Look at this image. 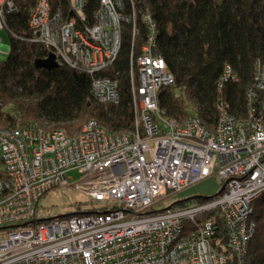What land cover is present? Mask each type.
Returning <instances> with one entry per match:
<instances>
[{
  "label": "built area",
  "instance_id": "built-area-1",
  "mask_svg": "<svg viewBox=\"0 0 264 264\" xmlns=\"http://www.w3.org/2000/svg\"><path fill=\"white\" fill-rule=\"evenodd\" d=\"M126 1L67 0V16L37 0L29 20L30 43L59 66L93 75L91 92L101 103H119L116 81L99 74L122 48L123 23L136 32L135 12L129 20L122 11ZM17 11L14 0H0V43ZM145 20L151 35L137 63L138 84L131 71V132L111 134L95 120L71 134L43 122L0 128V264H228L213 245L215 222L206 218L214 209L228 234L224 249L244 262L257 226L253 204L264 193V66L254 80L263 98L257 102L250 90L245 118L221 105L214 129L198 116L178 122L159 109L160 88L174 77L154 52V25ZM231 73L228 67L224 79ZM73 170L82 175L75 188L106 212L33 224L41 199L69 186ZM212 174L223 182L218 198L155 211Z\"/></svg>",
  "mask_w": 264,
  "mask_h": 264
},
{
  "label": "trees",
  "instance_id": "trees-1",
  "mask_svg": "<svg viewBox=\"0 0 264 264\" xmlns=\"http://www.w3.org/2000/svg\"><path fill=\"white\" fill-rule=\"evenodd\" d=\"M14 1L18 11L9 15L7 27L10 52L0 60L2 129L43 122L71 134L82 129L85 121L95 120L111 134L131 132L135 119L131 71L133 68L138 84L137 63L151 35L145 17L154 25V52L164 59L167 73L174 77V83L160 88L158 93L159 109L169 118L182 122L189 116H198L214 129L221 105L240 120L250 110V90L255 91L258 100L263 98L254 80L258 65L264 66V0H127L122 11L129 20L135 12L136 32L132 22L123 23L122 48L113 64L99 74L116 81L119 103L115 104L95 100L91 92L93 75L81 69L36 68V61L47 54L41 44L29 41V20L37 0ZM50 3L53 12L63 9L70 15L67 0ZM88 6L98 9L95 2ZM228 67L233 77L225 80ZM218 196L189 199L172 207L187 206L195 200L210 202ZM92 205L90 210L60 218L97 215L108 209L98 203ZM253 209L257 226L244 262L224 249L228 234L219 211L214 209L206 216L215 222L213 245L228 257V264H264V193ZM58 218L37 219L33 224H49Z\"/></svg>",
  "mask_w": 264,
  "mask_h": 264
},
{
  "label": "rangeland",
  "instance_id": "rangeland-1",
  "mask_svg": "<svg viewBox=\"0 0 264 264\" xmlns=\"http://www.w3.org/2000/svg\"><path fill=\"white\" fill-rule=\"evenodd\" d=\"M1 38L3 40L0 43V60H5L9 54L10 47L7 31L1 32ZM88 121H85L82 126ZM67 178L70 183L69 186L53 189L46 197L41 199L37 211L38 220H52L55 217L60 218L71 213L90 210V208L94 207L92 200L87 194H83L75 188V184L82 180V175L77 170H73V172L68 174ZM222 186L223 182L221 179L216 174H212L209 178L199 181L198 184L188 187L183 192L170 194L169 197L155 204L154 209L156 212H162L175 206L178 202L198 198V196L203 198L216 196L222 190ZM193 202L190 204H193Z\"/></svg>",
  "mask_w": 264,
  "mask_h": 264
},
{
  "label": "water",
  "instance_id": "water-1",
  "mask_svg": "<svg viewBox=\"0 0 264 264\" xmlns=\"http://www.w3.org/2000/svg\"><path fill=\"white\" fill-rule=\"evenodd\" d=\"M36 68L38 69H44V70H53L59 67V64L57 63V60H55L54 55H49L47 58L43 59H38L35 64ZM224 191V188L218 193V195H221V193ZM217 195V196H218ZM200 197V196H198ZM194 199V198H192Z\"/></svg>",
  "mask_w": 264,
  "mask_h": 264
},
{
  "label": "clouds",
  "instance_id": "clouds-1",
  "mask_svg": "<svg viewBox=\"0 0 264 264\" xmlns=\"http://www.w3.org/2000/svg\"><path fill=\"white\" fill-rule=\"evenodd\" d=\"M44 60V59H43Z\"/></svg>",
  "mask_w": 264,
  "mask_h": 264
}]
</instances>
